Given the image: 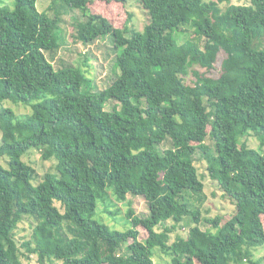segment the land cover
I'll use <instances>...</instances> for the list:
<instances>
[{"label": "trees", "instance_id": "16d2710c", "mask_svg": "<svg viewBox=\"0 0 264 264\" xmlns=\"http://www.w3.org/2000/svg\"><path fill=\"white\" fill-rule=\"evenodd\" d=\"M102 1H134L147 22L137 30L129 13L116 28L89 10L92 0H52V16L37 0L0 7V264L32 255L38 264H153L157 251L172 264H264L253 255L264 247V0ZM65 15L74 42L111 38L118 74L106 89L81 67L54 68ZM109 100L118 108L105 110ZM3 101L31 113L16 116ZM251 136L258 149L245 143ZM30 150L55 162L37 185L22 160ZM197 155L234 203L221 225L192 202L204 188ZM127 195L141 197L148 213L127 202L124 230L94 219L98 203L112 217L109 206ZM24 220L32 232L18 244ZM179 224L193 226L170 242Z\"/></svg>", "mask_w": 264, "mask_h": 264}, {"label": "rangeland", "instance_id": "374dc122", "mask_svg": "<svg viewBox=\"0 0 264 264\" xmlns=\"http://www.w3.org/2000/svg\"><path fill=\"white\" fill-rule=\"evenodd\" d=\"M51 1L52 0H37V9L41 12H47L49 16H52V12L48 11ZM231 2L233 4H247L249 3V0H231ZM13 4L14 0H0V7L7 6L12 9ZM88 7L92 13L105 16L116 28H122L124 26L129 13L131 14L130 24L133 28L141 31L147 22L146 13L141 6L134 1H128L125 5H123L114 1L105 3L102 0H92V2L88 4ZM224 7L225 5H223V8ZM75 14L78 15V13ZM60 28L64 36V42L59 48L54 59H52L54 68L60 69L65 65L81 67L88 71L87 76L93 81V85L96 90L102 91L106 89L118 74V70L114 66L116 53L111 38H102L86 46L74 42L72 39L74 31L69 15L63 16ZM183 37L184 36L180 38ZM84 65H87V67ZM196 69L197 68L195 67V70ZM218 73L219 64L217 63L212 69V74L217 75ZM2 106L11 109L16 116H25L31 113L30 107L22 104H13L10 101H3ZM113 107L118 108V104L114 100H109L105 105V110L110 111ZM245 143L250 148H259V144L253 136L246 138ZM207 144H210V142H207ZM157 147L159 150L167 149L170 147V142L167 140L165 143ZM261 151L264 153V147L261 148ZM22 160L35 169V178L33 180L34 185L41 182L44 174L55 171L54 160H42L40 153L36 150L28 151L22 157ZM6 165V158L0 157V166L6 167ZM194 165L204 188L202 201L199 202L196 201V199H192V202L199 207L202 218L212 220L218 217L221 225L232 217L235 210L234 203L220 191L214 182H212L206 171V162L203 159H200L199 155L196 156ZM127 202L130 203L129 207L133 209L135 214L144 216L148 213V206L141 197L127 195L126 202L113 203L109 206V210L114 213V216L112 217L107 215L104 212V207L98 203V209L97 213L94 215V219L102 222V218L104 223L113 229H126L129 226L125 218L128 210ZM56 206L59 207V204L56 203ZM262 224L264 228V217H262ZM167 225H174V223L169 221L167 222ZM190 226H193V224H190L188 227H181L180 224L175 225L176 229L170 234V242H172L177 235L186 237ZM199 226L202 230H212L211 224L204 223L203 221L199 224ZM137 229L139 232V239L144 240L147 236L145 230L141 227H137ZM31 232L32 221L24 220L15 230L14 238L18 244H21L30 239ZM253 255L254 259L264 258V247L254 249ZM22 262L24 264H38L35 255L30 256L28 259L22 257ZM153 264H172V262L169 256L157 251L153 257Z\"/></svg>", "mask_w": 264, "mask_h": 264}]
</instances>
